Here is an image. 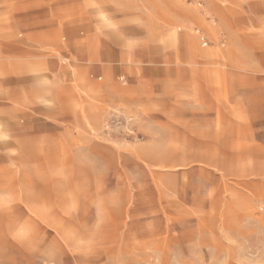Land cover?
Here are the masks:
<instances>
[{"label":"rangeland","instance_id":"rangeland-1","mask_svg":"<svg viewBox=\"0 0 264 264\" xmlns=\"http://www.w3.org/2000/svg\"><path fill=\"white\" fill-rule=\"evenodd\" d=\"M0 264H264V0H0Z\"/></svg>","mask_w":264,"mask_h":264}]
</instances>
